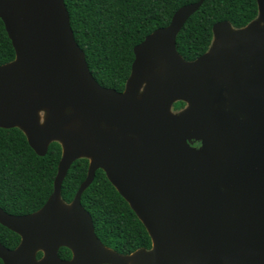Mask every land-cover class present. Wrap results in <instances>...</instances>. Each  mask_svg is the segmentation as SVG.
Masks as SVG:
<instances>
[{"label": "water", "instance_id": "95a60500", "mask_svg": "<svg viewBox=\"0 0 264 264\" xmlns=\"http://www.w3.org/2000/svg\"><path fill=\"white\" fill-rule=\"evenodd\" d=\"M205 1L135 47L119 93L91 74L64 0H0L16 53L0 67V129L23 131L39 157L62 146L45 206L26 216L0 208V224L22 238L14 251L0 244L4 264H264V54L255 42L264 30L255 21L237 31L218 23L210 51L187 62L177 38ZM257 4L264 22V0ZM240 49L257 58L259 73L246 74ZM178 102L187 106L174 113ZM84 158L87 178L67 205L63 183ZM98 170L142 222L152 250L122 256L98 239L82 205ZM61 247L72 261L58 257ZM39 250L46 258L38 263Z\"/></svg>", "mask_w": 264, "mask_h": 264}, {"label": "trees", "instance_id": "16d2710c", "mask_svg": "<svg viewBox=\"0 0 264 264\" xmlns=\"http://www.w3.org/2000/svg\"><path fill=\"white\" fill-rule=\"evenodd\" d=\"M201 0H64L75 40L89 70L104 88L124 92L135 61L134 49L158 29L170 25L181 8ZM259 16L257 0H207L186 23L177 38V51L187 62L208 53L213 28L228 22L243 29ZM16 53L0 20V67L12 63ZM185 108L183 102L175 111ZM62 146L52 143L39 157L20 129H0V207L8 214L26 216L41 210L54 191ZM89 160H78L62 187V200L71 204L87 178ZM82 205L94 219L96 234L114 252L130 256L150 251L152 239L129 204L100 171L83 194ZM20 237L0 225V243L14 250ZM70 258V252L62 250ZM0 264H3L0 260Z\"/></svg>", "mask_w": 264, "mask_h": 264}, {"label": "flooded vegetation", "instance_id": "af4514ba", "mask_svg": "<svg viewBox=\"0 0 264 264\" xmlns=\"http://www.w3.org/2000/svg\"><path fill=\"white\" fill-rule=\"evenodd\" d=\"M255 22L256 23H258V26L262 29V30H264V22H262L261 21V18H260V16H258V18L255 20ZM233 27V26H232ZM233 29L235 30V31H237L238 29H235L234 27H233ZM244 29V28H243ZM256 34H257V37H256V40H255V42L257 43V46H256V49H259L260 48V46H261V50L263 51V54H264V40H263V38H262V34H264V32H255ZM263 47V48H262ZM243 48H246V47H243ZM261 50L259 51V54H261ZM240 52H242L241 51V49H240ZM239 54V53H238ZM238 54H236V55H238ZM232 55H233V53H232ZM255 59H256V61H257V58L255 57H253L249 52H242L241 54H240V60H241V62H242V65H243V69H244V71L246 72V74L248 75V76H250V75H254V74H257V73H259L260 72V70H261V66L257 63V65H256V63H255ZM176 104V103H175ZM174 104V105H175ZM185 104V103H184ZM174 105H173V109H174ZM186 106H187V104H185V108H186ZM223 107V105H217V107L218 108H220V107ZM184 108V109H185ZM184 109H182V110H184ZM181 110V111H182ZM226 111H229V109L228 108H226ZM178 112H180V111H175L174 110V113H178ZM236 116L240 119V120H246L247 119V116L244 114V113H241L240 111L239 112H237L236 113ZM101 128L102 129H104V130H107V127L106 126H101ZM116 132H119V130L118 129H116L115 130ZM128 138H129V136H128ZM130 138H132V136L130 135ZM193 146L195 147V148H201L202 147V143L200 142H195V143H193ZM85 159V158H84ZM88 160V159H87ZM89 164H90V161H89ZM89 169V168H88ZM100 171H102V170H98L97 171V173H96V176H95V179H96V177H97V175H98V173L100 172ZM103 173H104V171H103ZM88 174V173H87ZM104 175L106 176V174L104 173ZM106 178H107V176H106ZM107 180H108V178H107ZM109 181V180H108ZM94 182H95V180H94ZM93 182V183H94ZM93 185V184H92ZM91 185V186H92ZM112 185V184H111ZM90 186V187H91ZM113 186V185H112ZM89 187V188H90ZM114 187V186H113ZM88 188V189H89ZM115 188V187H114ZM87 189V190H88ZM83 197V196H82ZM72 204V203H71ZM71 204H69V205H71ZM68 205V204H67ZM84 207V206H83ZM1 208V207H0ZM86 210V209H85ZM87 211V210H86ZM93 218V217H92ZM93 222H94V219H93ZM1 225V224H0ZM94 228H95V223H94ZM10 231V230H9ZM12 232V231H11ZM14 233V232H13ZM16 234V233H15ZM95 234H96V229H95ZM17 235V234H16ZM19 236V235H18ZM96 236H97V234H96ZM20 237V236H19ZM98 237V236H97ZM20 239H21V241H20V244L18 245V247L21 245V242H22V238L20 237ZM99 239V238H98ZM100 240V239H99ZM101 241V240H100ZM1 244V243H0ZM103 244V243H102ZM3 245V244H2ZM104 245V244H103ZM4 246V245H3ZM105 246V245H104ZM4 247H6V246H4ZM18 247H16L14 250H16ZM106 247V246H105ZM7 248V247H6ZM107 248V247H106ZM7 249H9V248H7ZM64 249H66V250H68L69 252H70V255H71V257L70 258H68V259H66V258H64L63 256H62V250H64ZM109 249V248H108ZM9 250H11V249H9ZM14 250H11V251H14ZM111 250V249H110ZM113 251V250H112ZM123 256V255H122ZM58 257L62 260V261H66V262H70V261H72L73 260V258H74V254H73V252L69 249V248H66V247H61L60 249H59V251H58ZM45 258H46V254H45V252L44 251H42V250H39L37 253H36V255H35V259H36V261L39 263V262H41V261H43V260H45ZM1 260V259H0ZM2 261V260H1ZM2 263L4 264V262L2 261Z\"/></svg>", "mask_w": 264, "mask_h": 264}, {"label": "rangeland", "instance_id": "374dc122", "mask_svg": "<svg viewBox=\"0 0 264 264\" xmlns=\"http://www.w3.org/2000/svg\"><path fill=\"white\" fill-rule=\"evenodd\" d=\"M210 91V90H209ZM211 92V91H210ZM172 111L174 112V109H172Z\"/></svg>", "mask_w": 264, "mask_h": 264}]
</instances>
